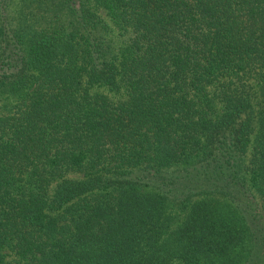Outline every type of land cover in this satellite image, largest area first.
I'll use <instances>...</instances> for the list:
<instances>
[{
  "label": "trees",
  "instance_id": "obj_1",
  "mask_svg": "<svg viewBox=\"0 0 264 264\" xmlns=\"http://www.w3.org/2000/svg\"><path fill=\"white\" fill-rule=\"evenodd\" d=\"M0 264H264V0H0Z\"/></svg>",
  "mask_w": 264,
  "mask_h": 264
}]
</instances>
